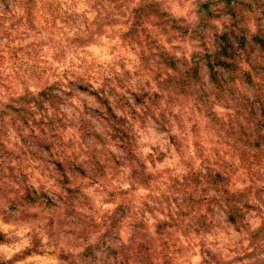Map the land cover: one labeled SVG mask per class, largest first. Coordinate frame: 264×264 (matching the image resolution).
<instances>
[{"label": "clouds", "instance_id": "9594fccd", "mask_svg": "<svg viewBox=\"0 0 264 264\" xmlns=\"http://www.w3.org/2000/svg\"><path fill=\"white\" fill-rule=\"evenodd\" d=\"M37 3L65 20L39 58L12 57L15 45L0 41V264H31L38 247L66 253L67 264H264V213L245 208L243 220L230 225L227 214L244 208L247 185L226 197L199 147L208 130L233 143L243 133L264 139L247 118L251 110L264 119V0ZM66 14L78 16L77 24ZM110 17L129 35L140 25L143 57L123 61L120 45L99 36L83 46L73 40L85 36L82 21L99 25ZM189 82V94L180 96L176 86ZM133 92L147 93L151 103H138ZM121 99L128 103L117 123L109 106ZM40 156L55 157L75 185L57 197L56 214L43 202L44 192L56 195L54 181L42 187L30 175ZM122 190L127 200L109 195ZM208 203L215 208L206 225ZM125 212L141 222L129 223Z\"/></svg>", "mask_w": 264, "mask_h": 264}, {"label": "rangeland", "instance_id": "374dc122", "mask_svg": "<svg viewBox=\"0 0 264 264\" xmlns=\"http://www.w3.org/2000/svg\"><path fill=\"white\" fill-rule=\"evenodd\" d=\"M34 1H36L35 7L39 9V15H43L44 10L42 9H44V7L37 3V0ZM22 13L23 11L20 0H0V41L5 42L6 46L8 44L15 45L16 50L11 53L12 57L18 58L20 52H25V54L30 58L33 55L36 58H39L44 49L49 46V41L55 39L53 30L58 26V24L65 23V20L61 18L59 11L57 10L54 14V24L52 22L46 24V22H42L43 18L36 15L33 21L35 22L40 19L42 24L29 25L27 21L22 18ZM67 19L71 20V22L75 25L77 24L79 17L75 15H67ZM81 24V30L85 33V36L73 38L78 46H83L85 38L95 39L96 36H99L101 40L109 41L110 44L112 43V40H115L116 43L112 44L113 48H115L117 44L120 45L119 50L123 61H131L135 59L137 53H140L143 57L144 53L142 52V42H137L135 45L130 43V39L126 37L125 32L123 31L124 25L120 23L119 17L107 18L99 25L95 22L89 24L87 20L82 21ZM106 33H108V35H106ZM113 33H119L118 37L117 35H113ZM34 34L36 36L43 35L45 39H31ZM138 35L139 33H137V36ZM110 36L111 39H109ZM185 39L188 38L185 36ZM25 41H28V43H25ZM177 42L178 41H174L173 43ZM149 43L154 44L155 42L150 41ZM143 47L148 48V43H143ZM148 51L150 52L151 49L148 48ZM4 59H9L8 53H4ZM206 74V70L202 69L200 71V76H206ZM161 78H163V76H161ZM224 79H227V74H225ZM114 82L119 84V81L115 79ZM176 87L180 96L189 94V92L179 90V86ZM132 95L136 97L138 103H151L147 93L133 92ZM127 103V100L121 99L119 102H114L109 106V112L112 114L117 123L120 118L116 116V112L122 110ZM40 124L47 127L45 121H40ZM40 130L43 132V128ZM120 130L121 135L127 138V133L124 131L123 125H120ZM207 136L208 138L205 143L199 145V147L201 148V155H205L206 153L208 154L209 166L213 169L212 174L215 177L216 187L221 190L226 197L231 199V188H239L242 185H247L245 189L247 203L244 205V208L239 209L237 213L233 214V219H230L228 217L229 214H227L230 225L236 224L238 219L243 220L246 214L244 210L245 208L248 213H256L257 215L264 213V198H262L264 197V139L257 138V142H254L252 140L253 136L243 133V135L235 143H233L222 138L214 137L211 134V130H208ZM48 151L51 155L56 151V146L54 144L51 145ZM25 155H31L33 157L36 156L35 153H25ZM38 159L39 163L32 170L30 175L37 181L38 184H41L42 187L46 181H54L53 187L56 190V195H53L48 191L44 192L43 195H46L57 207H59L56 204V199L58 196L61 200L64 199V195H60L61 193H64L65 195H69L71 193L75 186L71 182L73 178L68 173L66 167L61 162L56 160L55 157H53L51 162L47 161L45 156H40ZM60 165L64 168L63 172L58 169ZM119 166L120 165L117 162L116 167L118 168ZM9 171L11 172L13 170L10 168ZM25 174L27 175L28 173ZM85 175L86 173L84 170L78 169L77 176ZM197 179L198 178L191 179V183L196 184ZM65 189H69L70 191L65 192ZM109 195L114 200H127L130 194L122 190L118 193L111 192ZM188 200L192 203L193 208L201 206L195 203L194 197H188ZM124 206L125 205L123 204L121 205V207ZM44 208L47 212L52 214H56L59 211V208L54 209L50 205L44 206ZM214 208L215 205L213 203H208L207 207L203 208L202 214L204 215V223L206 225L211 223L209 216L211 215V210ZM64 211H69V209H65ZM72 211L74 212V209ZM124 216L129 223L141 222L140 217L133 220L128 217L127 212L124 213ZM261 228L264 229V221L261 222ZM239 230L240 229L238 227L237 231ZM147 251L149 254H152V248H148ZM157 251H160V249H157ZM65 255L66 253L62 251H57L53 254L52 252L45 251L38 247L31 264H65L64 259H62ZM160 264H163V258H161ZM226 264H231V262H226Z\"/></svg>", "mask_w": 264, "mask_h": 264}, {"label": "trees", "instance_id": "16d2710c", "mask_svg": "<svg viewBox=\"0 0 264 264\" xmlns=\"http://www.w3.org/2000/svg\"><path fill=\"white\" fill-rule=\"evenodd\" d=\"M21 2V8H22V18L27 21V23L29 25H41L42 22H46V24H49V22H52L54 24V17H55V12H50V6H49V12L48 13H45V9H42L44 10V14L43 15H39L38 13V10L35 5H36V1L34 0H20ZM205 8H207V5H205ZM57 12V11H56ZM36 15L40 16L41 18H43V21L41 22L40 19H38V21H33L34 20V17H36ZM51 15L53 18L51 19V21H49V19L47 18V16ZM139 29H140V25H137V28H136V31L134 32H131V34L129 35L127 32H125V35L128 39H130V43L134 44L135 43L137 44V33H139ZM175 31V30H174ZM185 36L188 38L187 34H185ZM221 39L224 41V45H225V49H224V54L225 56L228 55V49L231 47V43L229 42V39L227 36H224V37H221ZM139 43V42H138ZM244 44V41L241 40V45L243 46ZM213 44H212V41L209 40L207 41V47L208 48H212ZM210 59V57L208 58ZM227 65L228 66H231V59L229 58V60L227 61ZM209 67H211V65H209ZM215 71V70H214ZM200 75V73H199ZM179 86V90H182L184 92H190V82L186 85H177ZM260 105L261 106H264V99H260L259 101ZM248 120L249 122L252 124L253 127H256L257 125H259L262 129L264 128V119H261L257 116V114L254 112V111H249L248 113ZM251 140V139H250ZM252 140L255 142H257V137L256 136H253ZM58 169L64 170L63 166H59ZM68 192L70 191L69 189H67ZM26 195L29 196V198H31L30 194L26 192ZM43 202H44V206H51L52 208H59L57 207L53 201H51L46 195H43ZM44 198H47V199H44ZM228 217L230 219H233V213L229 212L228 213ZM65 261V264H67V261ZM129 264H131V262H129Z\"/></svg>", "mask_w": 264, "mask_h": 264}]
</instances>
